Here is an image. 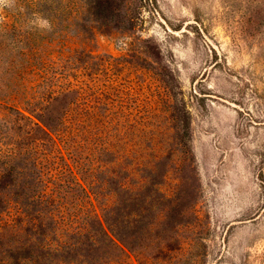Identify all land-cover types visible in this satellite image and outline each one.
Wrapping results in <instances>:
<instances>
[{"label":"rangeland","instance_id":"obj_1","mask_svg":"<svg viewBox=\"0 0 264 264\" xmlns=\"http://www.w3.org/2000/svg\"><path fill=\"white\" fill-rule=\"evenodd\" d=\"M0 264H264V0H0Z\"/></svg>","mask_w":264,"mask_h":264}]
</instances>
